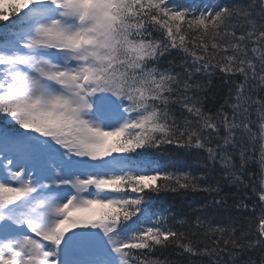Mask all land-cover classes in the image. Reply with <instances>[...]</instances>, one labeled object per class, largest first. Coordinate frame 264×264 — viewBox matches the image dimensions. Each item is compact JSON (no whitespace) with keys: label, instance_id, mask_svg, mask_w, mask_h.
<instances>
[{"label":"snow or ice","instance_id":"6c2138e0","mask_svg":"<svg viewBox=\"0 0 264 264\" xmlns=\"http://www.w3.org/2000/svg\"><path fill=\"white\" fill-rule=\"evenodd\" d=\"M0 264H264V0H0Z\"/></svg>","mask_w":264,"mask_h":264},{"label":"trees","instance_id":"16d2710c","mask_svg":"<svg viewBox=\"0 0 264 264\" xmlns=\"http://www.w3.org/2000/svg\"><path fill=\"white\" fill-rule=\"evenodd\" d=\"M227 89L226 87L222 84L221 82V77L217 76L214 77L212 80V87L208 89L207 91V97L208 100L206 101V104H209V102H211L213 100V98H215L216 101H218L219 103H223V97L224 95H226ZM225 192L228 194V196L230 197L228 199V204L231 205L233 203V198H238L236 196V186L235 185H229L225 188ZM169 200L172 199V197H168ZM179 200V198H177ZM197 199L200 200H207L208 197L207 196H199L197 197ZM179 207V204H177V208ZM175 258V257H173ZM243 258V257H242Z\"/></svg>","mask_w":264,"mask_h":264}]
</instances>
